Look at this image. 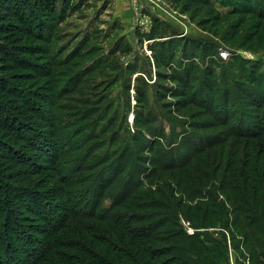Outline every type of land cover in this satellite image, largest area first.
Listing matches in <instances>:
<instances>
[{
	"label": "trees",
	"instance_id": "obj_1",
	"mask_svg": "<svg viewBox=\"0 0 264 264\" xmlns=\"http://www.w3.org/2000/svg\"><path fill=\"white\" fill-rule=\"evenodd\" d=\"M70 1L0 0V264H227L225 233L241 238L249 264H263L264 64L242 67L239 100L227 83L219 96L206 83L207 93L189 97L211 120L189 126L209 133L180 128L167 135L162 128L152 141L113 153L112 141L98 139L79 151L83 136L70 149L55 133L66 123L53 98L65 92L52 89L54 68L72 57L57 60L49 48L61 21L55 15ZM36 76L46 78L45 93L24 83ZM102 127L87 135L107 132ZM35 152L44 154L41 164ZM143 152L158 158L149 169ZM65 155L78 160L62 171ZM25 211L44 237L22 230ZM179 214L194 228L222 226L221 238L186 233Z\"/></svg>",
	"mask_w": 264,
	"mask_h": 264
},
{
	"label": "rangeland",
	"instance_id": "obj_2",
	"mask_svg": "<svg viewBox=\"0 0 264 264\" xmlns=\"http://www.w3.org/2000/svg\"><path fill=\"white\" fill-rule=\"evenodd\" d=\"M60 12L55 15L61 21L51 38L50 53L57 60L72 59L69 65L54 68L52 91L65 92L62 98H53L56 116L66 123L55 133L61 140L67 139L70 149L81 137L89 139L81 141L87 145L76 151L87 150L96 139L112 141L109 153L118 147L138 145V141L141 146L152 141L162 128L167 135L178 133L180 128L195 131V135L209 133L207 128L190 127L211 120L203 108L190 105L189 97L207 93L206 83L213 85L210 95L219 96L227 83L229 96L239 100L242 94L237 82L243 76L242 67L264 64V0H71L68 9ZM45 80L36 76L24 83L45 93L40 88ZM199 87L201 91H197ZM102 125L107 132L93 139L87 135ZM36 153L32 157L38 165L44 154ZM141 156L147 159V169L158 159L155 153L143 152ZM72 157L65 155L63 161ZM76 160L60 162L61 170ZM22 215V230L44 237L30 226L33 214L25 211ZM178 218L188 234L205 230L214 240L221 238L217 233L223 230L220 222L216 226L221 227L200 229L181 214ZM71 221L68 219L65 226ZM225 235V263L249 264L241 238L233 242L228 233ZM237 242L240 245L233 248Z\"/></svg>",
	"mask_w": 264,
	"mask_h": 264
}]
</instances>
